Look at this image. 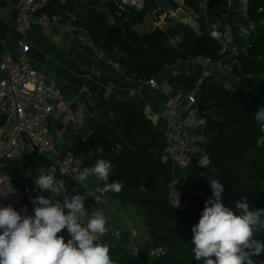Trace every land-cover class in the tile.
<instances>
[{
  "label": "trees",
  "instance_id": "obj_1",
  "mask_svg": "<svg viewBox=\"0 0 264 264\" xmlns=\"http://www.w3.org/2000/svg\"><path fill=\"white\" fill-rule=\"evenodd\" d=\"M226 1L214 0L210 9L213 19L221 15ZM159 2L162 8L158 15L168 6L179 7L175 0H146L143 9L106 0V9L89 7L75 19V24L88 26L95 41L107 54L141 79L149 80L181 58H190L198 37L189 24L175 20L160 31L151 27L149 30L138 29L148 18L151 19ZM186 2L194 6L193 0ZM63 10L60 0H51L44 9L51 16ZM250 17L256 21L257 27L250 35L246 50L238 56L240 64L234 67V74L230 77L208 73L196 94L197 105L201 103L203 106L196 113L204 122L201 130L203 150L210 166L198 165V159L192 154L193 162L185 174L179 169L178 188L189 201L185 209L176 210L169 203L167 185L172 170L171 161L165 160L167 142L164 131L136 101L96 97L95 107L102 119L93 118L91 124L92 130L108 140L106 145L92 146L97 151V159L112 163L108 183L121 182L123 188L120 193L103 192L104 182L96 177L101 190L93 191L84 182L61 175L58 167L51 162L57 170L56 178L66 182L69 189L67 195H84L85 190L94 193L93 197L84 201L88 211H100L104 206L97 201L96 192L137 206L148 230H156L153 237L147 239L159 251L153 264H203V261L194 258L191 229L199 222L205 202L212 199L208 180H220L225 188L222 203L236 215L241 214L236 204L243 197H248L250 211L264 209V132L260 131V125L253 117L264 107V0H251ZM112 25L122 31L113 33L108 40ZM125 31L133 33L136 38L127 36ZM179 35L181 41L172 44L170 39ZM203 35L208 38L207 48L199 47L198 53L214 58L221 56L219 43L206 31ZM177 78L183 90L189 92L195 89L199 76L179 73ZM3 123L4 117L0 115V125ZM4 171L11 176L13 184L25 193L23 205L27 210L33 211L34 208L30 197L43 195L49 198L35 190L17 158H5ZM150 182L151 185L145 187ZM77 189L78 193L74 191ZM106 219L108 231L98 236V241L109 246L114 263L131 264L132 256L125 245L128 234L124 236V241L119 242L111 236V222ZM261 219L264 220V214ZM254 238L264 241V230L254 233ZM139 240L146 252L140 237ZM251 258L255 264H264V253Z\"/></svg>",
  "mask_w": 264,
  "mask_h": 264
},
{
  "label": "built area",
  "instance_id": "obj_2",
  "mask_svg": "<svg viewBox=\"0 0 264 264\" xmlns=\"http://www.w3.org/2000/svg\"><path fill=\"white\" fill-rule=\"evenodd\" d=\"M51 0H23L19 15L17 17V30L21 34L19 45L23 51L19 58L9 53H4L0 61V70L6 73V77L0 80V115L4 117V123L0 125V140L3 146L0 152V206L11 205L22 216L25 215L23 201L25 193L13 184L11 176L4 171L5 158H22L23 151L48 156L53 164L58 167L61 175L73 177L76 169L75 151L68 146L58 144L57 137L50 126V108L55 106L62 112L66 120L77 130H81L86 116V110L82 105L73 106L66 98L63 90L56 81L47 77L39 71L29 60L26 54V39L29 31L36 24L50 23L55 16L44 11ZM118 5H129L137 9H143L146 0H116ZM179 7L164 8L160 15L153 11L151 25L153 30H164L170 21L191 23L199 27L201 33L206 31L220 45L219 57H212L197 53L189 59L201 64L202 75L199 76L195 89L185 92L189 102L197 105L196 94L204 77L208 74L220 76H232L234 67L239 65L238 56L241 51L246 50L251 33L257 27V23L250 17L251 0H227L221 15L213 19L210 14L209 0H193L194 6L189 5L186 0H175ZM183 10L187 16L184 18L179 14ZM68 28L79 32L81 43L94 52L101 59H106L115 66L121 64L108 56L98 45L86 25L75 24V19L69 21ZM198 29V28H196ZM203 35V34H201ZM181 41V36L172 37L173 44ZM96 75H101L100 70H95ZM154 88H159L155 78L147 80ZM114 83L107 82V93L112 91ZM83 92H88V86H82ZM123 100L122 97H118ZM145 112H150L146 106ZM83 140H88L84 135ZM165 140L167 142L166 154L171 161V178L168 182V199L170 205L176 210H183L189 201L180 192L178 185L180 181L179 169L185 174L186 169L193 162V137L188 131L186 120L180 112V103H171L166 115ZM97 201L102 205L109 203V198L96 192ZM179 196V206L175 207ZM28 215L34 212L27 210ZM127 232V233H126ZM111 236L119 242L124 241L128 234L126 248L132 256L131 264H153L159 251L149 241L148 248L143 251L139 237L140 233L136 227L117 230L111 229ZM61 235L65 241L69 234L65 229ZM116 264V263H114Z\"/></svg>",
  "mask_w": 264,
  "mask_h": 264
},
{
  "label": "crops",
  "instance_id": "obj_3",
  "mask_svg": "<svg viewBox=\"0 0 264 264\" xmlns=\"http://www.w3.org/2000/svg\"><path fill=\"white\" fill-rule=\"evenodd\" d=\"M60 1L64 6L63 12L53 15L55 18L50 23L34 25L27 35L25 50L31 63L47 77L54 79L73 106L82 105L86 110V115L91 116L92 119H102V115L95 107V102L96 97H105L109 81L114 83V87L105 99L118 101V97H122L123 100L136 101L143 107L144 113L164 131V134L169 105L180 103V112L194 140L193 155L199 159L197 164L209 167L208 156L203 150L201 130L204 122L197 117L196 113L198 105L188 101L180 80L177 78L179 73L202 75V65L189 58H181L154 77L159 85V88H154L147 82V79H141L131 69L122 65L117 67L108 60L99 58L96 52L81 43L79 32L68 28L69 21L77 20L89 7L97 6L106 9V0ZM22 2L23 0H0V61L4 53H9L15 58H19L23 53L19 45L21 34L17 30V17ZM189 25L195 30L197 36L203 34L196 25L195 27L191 23ZM150 27L152 29L151 19L148 18L138 29L149 30ZM95 70H100L101 75H96ZM5 77L6 73L0 70V80ZM84 85L88 86V92L82 91ZM146 106L150 107L149 113L145 112ZM49 120L58 144L68 146L75 151L76 169L82 171L85 167H91L97 160V151L89 140H83L84 131L77 130L55 106L50 108ZM2 146L3 143L0 140V152ZM17 159L33 184L40 168L54 167L51 158L37 153L23 151L22 158ZM165 160H170L167 154H165ZM84 184L91 187L93 191L101 190L95 176H89ZM43 193L52 199L50 192ZM57 199L62 202L63 197ZM100 211L111 222L112 228L117 230L130 227L140 229L139 226L143 224L147 226L137 206L130 202L125 203L116 197H111L109 203L101 207ZM140 236L146 249L149 243L147 242L148 237L144 238L142 233Z\"/></svg>",
  "mask_w": 264,
  "mask_h": 264
},
{
  "label": "clouds",
  "instance_id": "obj_4",
  "mask_svg": "<svg viewBox=\"0 0 264 264\" xmlns=\"http://www.w3.org/2000/svg\"><path fill=\"white\" fill-rule=\"evenodd\" d=\"M253 117L264 132V107ZM112 167L110 161L97 159L82 171L73 169V179L83 183L95 176L104 182L103 192L118 194L123 184L108 183ZM38 173L35 190L50 192L52 199L30 197L34 215H28L26 207L22 216L11 205L0 206V264H114L109 246L98 241V236L108 231L104 213L90 212L84 205L94 193L85 190L84 195L70 197L65 180L56 179L55 167H42ZM208 184L212 199L205 202L199 222L191 229L195 260L203 264H255L251 257L264 253V241L254 238V233L264 230V209L250 211L248 197H243L236 204L241 214L236 215L222 203L225 188L220 180H208ZM58 197H63L62 202ZM174 206H179V196ZM65 229L70 237L67 241L61 235Z\"/></svg>",
  "mask_w": 264,
  "mask_h": 264
},
{
  "label": "water",
  "instance_id": "obj_5",
  "mask_svg": "<svg viewBox=\"0 0 264 264\" xmlns=\"http://www.w3.org/2000/svg\"><path fill=\"white\" fill-rule=\"evenodd\" d=\"M213 3H214V0H209L210 7L213 6ZM121 31H122V29L120 27H118L116 25H112L110 27V31L108 34V40H110L113 33L121 32ZM158 31H160V30H158ZM125 34L131 38H136V36H134L133 33L129 32V31H125ZM207 39L208 38L204 35L198 36L196 38L195 43H194V48L191 52V56H195L198 53L199 47H206L207 48ZM202 107L203 106L201 105V103H198V109L201 110ZM91 120H92L91 116L86 115L84 118L83 126H82V130L88 136L89 143L91 145H93V144L106 145L108 143V140L99 136L94 130H91ZM150 185H151V182L149 184H147L145 187H148ZM154 233H156V230H154V229L148 230L149 237H153Z\"/></svg>",
  "mask_w": 264,
  "mask_h": 264
},
{
  "label": "rangeland",
  "instance_id": "obj_6",
  "mask_svg": "<svg viewBox=\"0 0 264 264\" xmlns=\"http://www.w3.org/2000/svg\"><path fill=\"white\" fill-rule=\"evenodd\" d=\"M159 4V7H157L155 10H153V11H156V12H158L161 8H162V5H161V3L159 2L158 3ZM168 8V7H167ZM179 14L181 15V16H186V12H184L183 10H180L179 11ZM191 134V133H190ZM192 135V134H191ZM193 142H194V140H193ZM197 156H199V154L197 153ZM198 161H199V159H198ZM208 164V163H207ZM143 220H144V218H143ZM142 220V221H143ZM145 222V221H144ZM143 224V223H142ZM144 225V224H143ZM143 225H141V226H139L140 227V229H139V231H140V234L142 233V236L144 237V238H146V237H149L148 236V229H147V226L145 225V226H143ZM140 239H141V236H140Z\"/></svg>",
  "mask_w": 264,
  "mask_h": 264
},
{
  "label": "bare ground",
  "instance_id": "obj_7",
  "mask_svg": "<svg viewBox=\"0 0 264 264\" xmlns=\"http://www.w3.org/2000/svg\"><path fill=\"white\" fill-rule=\"evenodd\" d=\"M212 8V7H211ZM190 57H194V56H190Z\"/></svg>",
  "mask_w": 264,
  "mask_h": 264
}]
</instances>
